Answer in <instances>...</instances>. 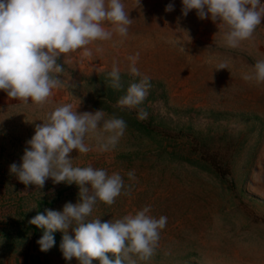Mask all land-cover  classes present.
<instances>
[{
  "label": "rangeland",
  "instance_id": "rangeland-1",
  "mask_svg": "<svg viewBox=\"0 0 264 264\" xmlns=\"http://www.w3.org/2000/svg\"><path fill=\"white\" fill-rule=\"evenodd\" d=\"M122 2L132 19L128 35L62 54V86L48 102L25 103L0 90V264H79L63 257V232H54V246L42 252L37 241L45 229L29 223L45 209L77 203L78 186L49 178L42 189L26 187L10 173L35 126L68 103L81 113L103 109L105 119L115 115L127 124L109 151L97 150L90 138L92 151L70 154L74 166L119 173L128 188L112 205L98 201L89 219H120L146 206L150 215L167 217L155 254L147 261L134 256L136 264H264V83L242 78L264 59V22L231 48L226 25L201 20L195 9L184 16L182 0ZM169 3L172 12L165 11ZM137 53L136 67L151 83L140 105L144 120L138 109L117 105L141 78L129 72L128 57ZM114 62L120 89L108 75ZM222 64L227 69L217 70Z\"/></svg>",
  "mask_w": 264,
  "mask_h": 264
},
{
  "label": "clouds",
  "instance_id": "clouds-1",
  "mask_svg": "<svg viewBox=\"0 0 264 264\" xmlns=\"http://www.w3.org/2000/svg\"><path fill=\"white\" fill-rule=\"evenodd\" d=\"M137 3L140 5V0ZM182 5L184 16L195 9L201 20L210 16L213 22L226 25L224 39L231 48L250 40L264 22L262 0H182ZM165 11H174V4L169 3ZM105 22L113 26L111 30L104 27ZM131 24L122 0H0V90L10 99L45 104L53 89L62 86L57 75L63 71L58 63L62 54L86 49L94 41L111 40L114 34L126 37ZM138 57V53L128 57L129 72L141 78L130 84L117 105L138 109V119L144 120L148 112L140 105L151 83L136 67ZM220 69L227 67L222 64ZM108 75L114 89L122 88L115 62ZM242 78L264 83V59L257 60ZM126 128L123 118L113 115L105 119L103 109L81 113L70 103L55 107L35 126L22 163L11 164L10 173L26 187L42 189L51 178L55 184L74 183L79 188L77 203L67 202L62 211L45 209L46 215L38 213L29 221L45 229L37 241L42 252L54 246L53 233L61 231L63 257L68 261L75 257L79 264H93L94 260L99 264H136L134 256L147 261L155 254L167 217L150 215V206H146L120 219H89L98 201L112 205L121 194H128V188L119 173L108 174L91 165L74 166L70 156L73 150L81 154L92 151L86 143L90 138L95 139L97 150L109 151ZM128 177L135 179L134 171H129Z\"/></svg>",
  "mask_w": 264,
  "mask_h": 264
},
{
  "label": "crops",
  "instance_id": "crops-1",
  "mask_svg": "<svg viewBox=\"0 0 264 264\" xmlns=\"http://www.w3.org/2000/svg\"><path fill=\"white\" fill-rule=\"evenodd\" d=\"M8 264H10V263H8ZM12 264V263H11ZM15 264H17V263H15ZM19 264H23V262H19Z\"/></svg>",
  "mask_w": 264,
  "mask_h": 264
}]
</instances>
